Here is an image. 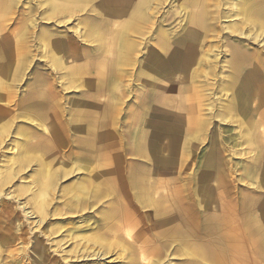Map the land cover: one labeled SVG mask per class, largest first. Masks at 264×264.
Masks as SVG:
<instances>
[{
	"label": "rangeland",
	"instance_id": "374dc122",
	"mask_svg": "<svg viewBox=\"0 0 264 264\" xmlns=\"http://www.w3.org/2000/svg\"><path fill=\"white\" fill-rule=\"evenodd\" d=\"M141 1L54 0L69 9V13L54 15L48 13L46 3L20 0L9 13L13 20L7 22L8 32L39 36L50 30L68 39H0V57L9 59L10 66L0 77V171L4 172L8 163L15 167L18 136L36 131L42 140L47 130L43 128L48 126V117L30 114L36 109L31 110L25 101L32 87L51 84L55 88L58 95L48 104L51 102L55 109L56 122L67 123L68 129L64 131L67 137L62 152L45 153L48 158L40 154L49 169V176L43 180L54 173L60 175L52 177L54 187L45 196L48 213L52 214L49 223H33L35 215L25 219L24 210L29 209L21 206L27 197L16 191L21 180L35 174L31 171L35 163L3 186L8 195L0 194V234L14 230L18 239L15 250L13 244H5L13 250L8 256L4 248L3 259L8 256L6 260L33 264L35 240L40 237L33 232L54 227L50 250L56 249L58 258L68 250L65 257L69 264H126L131 259V264H184L187 257L194 256L187 251L193 244L219 251L226 261L237 256L243 264H264V134H244L246 126L257 131L264 124L247 125L236 118L220 121L226 94L230 93L226 76L232 70L235 50L243 47L264 56L262 41L249 43L224 29L237 19L230 17L231 5L237 0H208L205 9L212 13L219 1L216 8L222 17L215 28L201 35L198 58L191 70L197 71L194 83L200 94L212 100L214 118L204 133L182 132L177 120L180 92L173 87L180 81V73L163 70L166 61L159 46L161 42L171 49L179 45L186 12L193 8L191 0L144 3L145 38L139 39V51L119 55L120 60L118 39L112 42L107 38L109 29H103L107 32L102 39L77 38V33L89 29L94 19H111L110 7L116 12L111 13L112 28L120 32L127 26L125 40L133 43L134 29L127 23L132 9ZM43 11L46 16L40 19ZM12 49L15 54L5 56ZM82 100L86 108L73 116L74 106ZM95 143L100 144L98 150ZM95 153L100 155L99 160ZM36 154L31 153V158ZM97 164L102 174L91 176L88 170ZM99 180L126 185L120 198L132 201L125 206L132 215L123 220L119 215L105 218L110 205L116 206L113 203L118 196L102 184L94 188ZM15 192L20 194L18 200L10 196ZM155 203L169 205L173 219L160 224ZM115 212L119 214L120 210L116 207ZM12 215L23 222L12 224ZM109 221L115 227L95 230L98 224ZM61 226L70 233L64 237L70 238L67 243L61 238ZM93 231H97L93 238L103 235L97 241L102 249L107 247L103 249L105 255L86 257L91 254L88 251L84 256L82 252L75 254L73 247L82 245L80 236ZM198 255L195 262H199Z\"/></svg>",
	"mask_w": 264,
	"mask_h": 264
},
{
	"label": "bare ground",
	"instance_id": "6f19581e",
	"mask_svg": "<svg viewBox=\"0 0 264 264\" xmlns=\"http://www.w3.org/2000/svg\"><path fill=\"white\" fill-rule=\"evenodd\" d=\"M34 1V0H33ZM41 3H46L47 9H49V14H60V13H69V9L64 8L63 5L57 4L54 0H39ZM45 1V2H44ZM88 1H96V0H88ZM149 0H142L141 5L136 4L132 9V13L129 16V22L127 23L128 26L134 29V42L126 41V32L124 29L120 32L116 30V28H112L111 23L114 22L111 13H116L114 9L108 8V13L111 19H102L97 20L94 19L92 25L89 29L80 30L77 33V38L83 37V39H102L107 33V38L118 39L117 41V51L118 59L120 60L121 56H128V54H132V52L139 51V39H144L145 35L142 34V27L144 23L147 21L145 16V8L144 3H148ZM187 1V0H185ZM99 2V0H98ZM20 0H0V39H23L28 37H36L34 39H68V37L60 36L59 33L56 34L50 30L42 32L39 36L33 34V32L25 33V32H8L7 22L13 20L12 17L10 18L9 13L12 10H15ZM191 4L193 8L188 12H186L184 27L182 29L180 37L181 41L178 46L175 48H170L169 45L161 42L160 48H162L161 54L165 56V66L163 70L168 71L169 73L177 72L180 73V81L173 86L177 89L180 94L178 95L180 98V107L177 112V120L180 123V129L182 132H190L192 134H199L204 133L203 129L207 127L210 120L214 118L213 115V105L212 100H210L209 96H202L200 94L198 85L194 83L196 78V69L194 68L191 70V66L194 65V62L198 58V49L199 44L198 41L206 31L212 30L211 27L215 28V24H217V19H221L222 15L220 13V9L216 8L220 2H216L214 4V9L211 13L210 10H206L205 6L208 5V0H191ZM35 5L36 2H35ZM234 5V6H233ZM231 5L230 9V17L237 18L234 22L227 24L224 29L228 30L230 33L236 34L237 39L244 37L248 39L247 41H255L257 40L262 41L264 46V0H237L235 4ZM20 6V5H19ZM30 7V6H29ZM33 7H30V11H32ZM216 8V9H215ZM19 9V8H18ZM36 10V9H34ZM44 15H41L40 19H43L46 16L45 11H43ZM30 15V14H29ZM86 20V17L83 18ZM59 23V22H58ZM214 24V25H213ZM107 28V31L103 29ZM132 34V30H131ZM240 36V37H239ZM106 37V36H105ZM253 43V42H249ZM52 46V45H51ZM167 46V47H166ZM166 47V48H165ZM165 48V49H164ZM12 51H9L6 54H10V56L14 55ZM75 55L74 51L72 52ZM128 53V54H127ZM208 56V55H206ZM202 59V58H201ZM204 60V59H202ZM56 61H59L58 57ZM199 62H201L199 58ZM233 65L232 70L229 75L226 76L227 83H228V90H230L229 95L226 94L225 105L223 106L224 110H221L220 121L222 122H230L231 119H237L240 123L245 124H257L263 125L264 124V56L260 52H247L245 48L236 49L234 58L232 59ZM10 70L9 66V59L6 60L5 57H0V77L7 73ZM166 67L168 69H166ZM224 79L220 80V84H222ZM225 82V83H226ZM223 85V84H222ZM58 92L55 88L52 87L51 84L47 86H34L32 89L29 90L28 96L25 97V101L27 105L32 109H36L35 111L30 112L32 115L48 117L50 120L48 122V126H45L43 129H47L45 135L42 140L38 136H36V131L33 133H26L21 138L17 137V142L15 144V160L13 164L15 167H11L10 164H7L6 170L0 171V194H6L4 192L3 186L5 183H9L12 178L19 175L20 170H26L25 167L31 166L32 163H35V169L31 168V171H34L35 174L30 176L28 180H21L20 185L16 188V191L20 194H25L27 197L26 202L21 207H28L29 211L24 210V218L30 219L33 215H35V221L33 223H42V226L46 225V222L52 220L50 213H48L49 203L45 200V196L47 195L48 191L54 187V182L52 177H60L58 173H54V175L44 181L45 177L49 176L47 171H49L48 166L43 164L41 159V155H44L48 158L47 154H59L62 152L61 147L66 141V133L64 132L67 130V123H59L56 122L58 117L56 116L55 109L51 107L50 98L55 97ZM214 95V94H213ZM1 99V98H0ZM83 101V100H82ZM78 103L77 106H74V110L72 115H78V113H82L83 110L86 108L87 103L84 101ZM254 101V102H252ZM55 106V105H54ZM58 106V104H57ZM229 114L230 116H228ZM37 126L42 127L43 124L35 123ZM252 127V126H251ZM1 128V127H0ZM61 130V132L59 131ZM254 134V133H261L264 134V128L262 130H255L252 128H248L246 126L244 130V134ZM98 138V137H97ZM96 138V139H97ZM31 139V140H30ZM99 139V138H98ZM97 141V140H96ZM83 143L82 141H80ZM96 144V143H95ZM100 144L97 143L95 145V150L99 149ZM77 147V146H76ZM31 153H37L35 158H31ZM40 155V156H38ZM97 160L100 157L99 154H96ZM157 160V159H156ZM161 161V160H160ZM99 164L93 166L88 170L91 176L99 177L102 174V171L98 168ZM21 167V169H20ZM36 171V172H35ZM118 172V171H116ZM104 185L106 189L112 190L115 192V195L118 197L116 201H114L113 207L110 205L109 209L106 212L105 218L110 219L113 216L120 219H124L132 215V211L126 209V205L131 204V200L127 198L126 200L120 198V194L123 192V189L126 187L125 184H117L114 180L103 181L99 180L98 183H94V188L99 189L100 185ZM13 193L10 194L12 198L16 200L19 199L20 194ZM127 194V191H126ZM177 194V192H174ZM128 197V196H127ZM156 209V212L160 213L157 215L160 219L159 223L164 224L169 219H173L172 212H170L169 205L164 204L160 206L159 204L155 203L153 205ZM116 207L120 210L119 214H116L115 209ZM112 210V211H110ZM12 224H19L23 221L15 215H12L10 218ZM106 229L107 227H115V223L110 221L108 223L98 224L95 230H100L98 228ZM60 235L62 239L64 237H68L70 233H66L68 231L67 228L64 226L60 227ZM17 230V229H16ZM81 231V230H78ZM97 231H93L90 235H82L80 236V244H82L79 248L75 245L73 248L76 249V252L83 254V252H91V254L86 255V257L93 256V257H100L101 255H105L106 252L103 251L107 247L103 246V249L100 243L97 241L99 237L103 235H99L98 239L93 238L97 235ZM83 232V231H82ZM6 235L0 234V264H21L19 260H6L9 255H11L12 250H15L17 244V237L16 231L9 230L6 232ZM56 233V229L54 227L47 228L46 227L42 231L33 232L32 235H37L38 240H35L33 255L34 260L33 264H69V258L65 257L67 251L63 250V255L59 258L55 256L54 252L56 249L50 250L52 246L53 237L51 235ZM25 235H30L29 232H24ZM241 238V237H240ZM25 239V238H24ZM27 239V237H26ZM70 238L65 239L64 243H67ZM92 246H89L90 244ZM11 243L12 248H6L5 244ZM89 245H88V244ZM6 248L8 256L2 258L3 249ZM71 248V249H73ZM264 249V248H263ZM15 258H19V256L24 258V254L15 255ZM236 259L229 258L230 261L227 260V263H234L239 264V259L235 256ZM194 256L187 257L186 262L184 264H198L194 260ZM225 259H222L218 254H215L214 262L216 263H224ZM30 262L29 264H31ZM133 263L132 259L126 264ZM151 264H155L154 262Z\"/></svg>",
	"mask_w": 264,
	"mask_h": 264
},
{
	"label": "crops",
	"instance_id": "0c3cea01",
	"mask_svg": "<svg viewBox=\"0 0 264 264\" xmlns=\"http://www.w3.org/2000/svg\"><path fill=\"white\" fill-rule=\"evenodd\" d=\"M187 251H191L194 253V257H196V254L199 253V262H197L198 264H205L203 261H206V263H210V264H218L216 262H214V258H215V254H218L216 250H207V249H203L201 247H199L197 244H193L189 247V249H187ZM219 256L224 259L222 257V255L219 254ZM239 263L243 264V262L240 260ZM219 264H234V263H227V261H224V263H219Z\"/></svg>",
	"mask_w": 264,
	"mask_h": 264
}]
</instances>
